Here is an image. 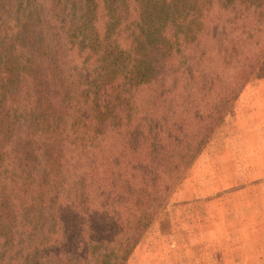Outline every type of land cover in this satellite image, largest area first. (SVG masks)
<instances>
[{"label":"trees","instance_id":"1","mask_svg":"<svg viewBox=\"0 0 264 264\" xmlns=\"http://www.w3.org/2000/svg\"><path fill=\"white\" fill-rule=\"evenodd\" d=\"M262 66L264 0H0V264H127ZM34 138L68 149L9 190Z\"/></svg>","mask_w":264,"mask_h":264},{"label":"rangeland","instance_id":"2","mask_svg":"<svg viewBox=\"0 0 264 264\" xmlns=\"http://www.w3.org/2000/svg\"><path fill=\"white\" fill-rule=\"evenodd\" d=\"M9 11L17 16L19 15L18 7L11 5L9 7ZM87 17H89L91 14L89 12L86 13ZM53 33V41L46 42V40L43 38L38 45L40 46L41 51L51 52L53 50L54 44L59 43V38L57 37L54 30H51ZM12 40V39H10ZM13 42V40H12ZM37 46V44H36ZM44 46V47H43ZM19 53L16 55L17 57L22 56L19 60L20 62L25 61V64H23V67H28L29 65H33L30 61L29 53H25V51H18ZM50 54V53H48ZM28 59V60H27ZM34 66L38 67L40 71H43L45 65L42 63H34ZM1 71V70H0ZM51 72V71H46ZM45 73V72H44ZM45 74L44 76L49 75ZM70 80V79H69ZM13 95H9L4 89L1 90L0 87V114L4 113V116L7 118H1L0 122L2 123L0 126H3L4 132H8L9 128L12 127V122L10 119V111H9V105L8 103H11L10 100H12ZM8 105V106H7ZM255 111H260L259 113L264 112V66L260 67L254 78H252L247 85L243 88L242 92L240 93L239 97L235 101L232 109L229 111V113L225 116L221 126L213 133L211 139L208 141V143L205 145H209V143L212 142V151L215 152V154L218 155L221 151H224L225 149H228L227 152L229 155V149H235L236 152L233 153L235 157L237 156V159L234 161H228L224 159H218L220 156H216L217 158H214L213 164L223 167H234L235 174L234 175H221L219 176V188L220 190L213 193L211 196L200 199L199 201H210L212 199L218 198L215 204H208L204 206L200 205H194L192 207H175V212L170 214L166 210H164L166 207H164L159 214L157 215L156 219L150 226L147 234L145 235L144 239L136 246L134 249L132 255L130 256L127 264H133L131 261L133 259V254L135 253H149L148 250L150 249H156V248H164V247H171L175 242H178L174 233L175 232H181L185 230L190 229H197L201 227V222L199 223L196 218L204 216V215H219L221 217H232V218H238L241 216H259L264 215V152H245L246 149L251 151V148H264V138L263 143H259V140H256L255 138L252 139H245V137H235V135L231 134H219L221 132V127L225 125H230L231 130L235 129L234 122L241 121V124L243 125L242 121L245 118V113L247 110L251 109ZM258 114V112H255ZM82 120L81 117L75 118V123L78 124L79 121ZM49 123V122H47ZM81 125V122L80 124ZM47 128V127H46ZM53 129V127H50ZM73 129V131L78 129V125L73 124L70 125L69 122H65L62 125V132L58 131L57 135H60V133H64L67 131H70V129ZM3 129L0 127V130L3 131ZM48 129V128H47ZM242 129V128H241ZM82 133L84 132L81 129ZM80 131V132H81ZM3 132V133H4ZM3 133H0V160H6L8 163V167H10L9 164L14 163L15 157L10 156L9 157V150L6 146L7 143L3 142L4 140H8V136L3 135ZM35 140L32 142V144H35L34 147L31 149V153L27 156L28 159L26 161L27 164H24L23 167H25V172L23 174L21 184L17 182H12L10 185V189H15L16 191H29L31 194L34 193L36 190H40L43 185V177H41V174H45L47 172V166L48 167H55L57 165L58 159L60 161V158L57 156V154H60V151L63 149H66L65 146H68L67 143L65 146L63 145L62 148H60V145L58 143H55L54 141H50L49 143H43L38 144L39 139L34 138ZM27 139H25L24 142H26ZM39 147L40 149H43V153L39 156H34L33 149L35 147ZM205 147L201 151L203 153ZM68 149V148H67ZM66 149V150H67ZM65 150V151H66ZM56 154H55V153ZM11 153H15L12 149ZM200 153V154H201ZM251 156L250 159L247 157ZM58 157V158H55ZM199 157V156H198ZM262 157V158H260ZM10 158V161L8 160ZM233 162L234 165H231L230 163ZM226 169V168H224ZM227 170V169H226ZM169 206V205H168ZM1 212L3 211V208H0ZM21 213V211H18ZM0 217V220L5 219V216ZM171 216H174V219H171ZM176 218V219H175ZM179 223H177V222ZM173 222V223H172ZM182 222V223H180ZM200 229V228H199ZM186 242V241H185ZM188 244V242H186ZM184 244V245H186ZM189 247V246H187ZM159 259H167L168 257H161L158 256ZM177 260V262H173L172 264H187V263H180L179 260L187 261L193 260L197 258L196 256H186V257H172V259ZM148 259V258H146ZM135 264H139L136 263ZM140 264H158L154 262H140ZM159 264H165V262H160ZM167 264V263H166ZM195 264V263H192Z\"/></svg>","mask_w":264,"mask_h":264},{"label":"crops","instance_id":"3","mask_svg":"<svg viewBox=\"0 0 264 264\" xmlns=\"http://www.w3.org/2000/svg\"><path fill=\"white\" fill-rule=\"evenodd\" d=\"M250 108L245 113V118L242 121L243 125H238L241 124V121H236L233 130L230 129V125H225L221 127L219 131L221 133L219 134H233L235 137H245V139L255 138L259 140L260 144L263 143L264 112L259 113L261 110L255 111L252 107ZM255 112H258V114ZM211 144L212 142L205 147L203 153L199 155L171 195L169 206L164 209L170 214L175 212L173 211L175 207L189 208L194 205L215 204L218 198L207 202L199 200L220 190L218 185L219 176L235 174L233 172L234 167H216L213 160L220 155L217 160L220 158L234 161L237 159V156L233 155L236 150L229 149V155L225 152L228 149H225L217 155L215 152H211ZM253 151L264 152V148L254 147L251 148V151L245 150V152ZM247 158L250 159L251 156ZM230 164L234 165L233 162ZM171 219H174V216H171ZM196 220L199 223L201 222L200 229L175 232L174 235L178 242H175L171 247L150 249L147 254L135 253L131 262L133 264L136 261L139 264L142 261L172 264L177 262L176 258L173 260L172 257L196 256L195 261L189 259L179 261L187 264H264V215L232 218L212 214L198 217ZM158 256L168 258L162 260L157 258Z\"/></svg>","mask_w":264,"mask_h":264}]
</instances>
